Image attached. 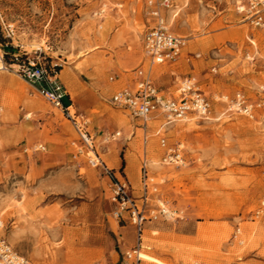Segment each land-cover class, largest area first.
I'll return each mask as SVG.
<instances>
[{"label": "rangeland", "instance_id": "1", "mask_svg": "<svg viewBox=\"0 0 264 264\" xmlns=\"http://www.w3.org/2000/svg\"><path fill=\"white\" fill-rule=\"evenodd\" d=\"M171 2L164 25L186 45L179 59L154 65V77L178 97L193 75L212 114L168 125L157 115L145 133L110 102L134 69L150 66L145 0H0V237L35 264H121L139 239L128 214L115 215V183L140 197L145 161L157 188L151 204L164 201L178 218L147 222L141 253L169 264H264V23L238 11L250 0ZM10 43L57 73L101 165L79 153L71 119L19 75L3 50ZM238 92L261 103L253 116L227 111L222 97ZM161 137L183 144L184 164L163 163ZM59 227L79 235L54 236Z\"/></svg>", "mask_w": 264, "mask_h": 264}, {"label": "built area", "instance_id": "2", "mask_svg": "<svg viewBox=\"0 0 264 264\" xmlns=\"http://www.w3.org/2000/svg\"><path fill=\"white\" fill-rule=\"evenodd\" d=\"M171 0H146L145 15L149 19L147 31L144 35V47L151 65H161L175 61L182 55L186 45V38L169 30L164 25L162 11L171 7ZM238 11L243 13L251 25L258 27L264 23V0H250L248 5H241ZM8 36L13 39V31L10 29ZM27 54V53H26ZM197 57L201 54H197ZM17 72L32 84L38 91L56 108L60 109L74 124L79 136L81 147L79 153H85L89 163L97 167L102 164L98 154L93 135L71 113L73 105H66L65 100L69 93L58 81L57 73L50 74L48 70L38 61L29 56L22 61L16 57ZM139 80L134 87L123 88L113 94L110 102L119 109L126 111L131 117L143 121V128L147 131V121L154 116L163 115L166 125L178 120H186L190 115L201 119H209L212 114V104L201 90L199 81L194 76L186 77L178 88V97H167L149 77L143 67L133 70ZM264 91V87L262 88ZM227 102V111L242 113L253 116V112L261 103L251 101L242 92H238L232 99L223 96ZM120 132L108 135L105 140L119 136ZM147 142V137H145ZM160 145L165 150L163 163L184 164L183 144H169L167 137L160 138ZM38 148L44 149L42 145ZM145 176L142 181V195L135 197L134 189L127 182L118 179L115 183L114 201L117 205L115 215L127 219L135 227L139 244L137 247L124 253L121 264H142L141 258L143 234L145 224L160 218L176 219L177 211L159 200L157 207L151 202L153 194L157 192L154 184L149 182L147 164L144 162ZM0 264H35L29 258L19 254L10 242L0 237Z\"/></svg>", "mask_w": 264, "mask_h": 264}, {"label": "bare ground", "instance_id": "3", "mask_svg": "<svg viewBox=\"0 0 264 264\" xmlns=\"http://www.w3.org/2000/svg\"><path fill=\"white\" fill-rule=\"evenodd\" d=\"M1 57H2V55H0V69H3L4 66H3V64L1 62ZM69 86L74 89V85L72 83H70ZM72 94L75 95V92L72 91ZM187 120H188V118H187ZM121 123L122 124L125 123L126 127H129L127 122L124 119H123V121ZM192 124H194V122ZM151 146H152V144H151ZM133 165H134V160H133L132 157H130L129 162H128V166H127V170L130 171L132 169ZM108 166L109 167H115L116 165L108 163ZM0 226H2V221H0ZM60 234L64 235L65 237L67 236V237H71V238H72L71 235H74V236H78L79 235L78 232H69L68 229L63 228V227L56 228L54 230V232H53L54 236H57V235H60ZM140 254H141V258L146 260V261L153 262V263H156V264H169V263L164 262L163 260H160L158 258H155V257H153V256H151L149 254H146V253H140Z\"/></svg>", "mask_w": 264, "mask_h": 264}, {"label": "crops", "instance_id": "4", "mask_svg": "<svg viewBox=\"0 0 264 264\" xmlns=\"http://www.w3.org/2000/svg\"><path fill=\"white\" fill-rule=\"evenodd\" d=\"M145 2H146V0H145ZM145 71H146V73L149 75V77L153 80V82L159 87V89L162 91V92H165V90L164 89H162V87L157 83V81H156V79H155V77H154V71H158L157 69H155L154 68V65H151L150 64V66L148 67V68H143ZM159 72V71H158ZM132 74V77H130V78H126V79H128V80H130V82H129V85H128V87H134L135 86V84H136V82L139 80V78H137V76H136V73L135 72H132L131 73ZM191 76H193V75H191ZM186 77H189V75H187ZM185 77V78H186ZM184 78V79H185ZM113 96V95H112ZM128 114V113H127ZM129 115V114H128ZM130 116V115H129ZM131 117V116H130ZM153 118V117H152ZM151 118V119H152ZM132 119H135V118H133L132 117ZM140 120V119H139ZM144 124V123H143ZM143 124H142V129H144L143 128ZM148 125V124H147ZM126 125H124V127H125ZM165 125H161L160 126V128H162V127H164ZM126 128H129V127H126ZM150 130V127H149V125H148V129H147V131L146 130H144L145 131V133H147L148 131ZM92 135H93V138H94V142H95V145H97L96 144V138H95V135L93 134V133H91ZM108 134L107 133H104L103 134V136H104V139L106 138V136H107ZM148 138V137H147ZM147 141H148V139H147Z\"/></svg>", "mask_w": 264, "mask_h": 264}, {"label": "trees", "instance_id": "5", "mask_svg": "<svg viewBox=\"0 0 264 264\" xmlns=\"http://www.w3.org/2000/svg\"><path fill=\"white\" fill-rule=\"evenodd\" d=\"M3 50L7 57L10 56V59L12 60V62L17 61L16 57H19V60L22 61L27 56L25 52L19 53L18 51H16V48L13 46L12 43H10V45H7V47H3Z\"/></svg>", "mask_w": 264, "mask_h": 264}]
</instances>
